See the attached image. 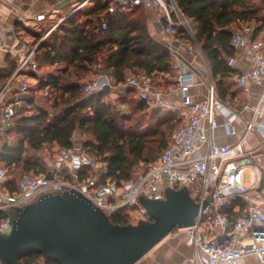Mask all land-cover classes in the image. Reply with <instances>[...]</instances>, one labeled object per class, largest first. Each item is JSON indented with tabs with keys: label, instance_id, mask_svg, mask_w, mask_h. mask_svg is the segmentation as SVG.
Returning <instances> with one entry per match:
<instances>
[{
	"label": "built area",
	"instance_id": "1",
	"mask_svg": "<svg viewBox=\"0 0 264 264\" xmlns=\"http://www.w3.org/2000/svg\"><path fill=\"white\" fill-rule=\"evenodd\" d=\"M112 1L124 11L141 6L150 14L152 23L161 25L174 74V88L167 94L154 89L143 73H131L119 87L131 90L146 106L173 115L177 128L157 160L145 167L136 166L127 181L113 180L108 176L107 164L92 159L81 148L60 150L49 169V179L22 175L14 193L3 187L7 175L0 168V213L6 215L24 208L47 193L74 190L109 219L126 212L138 222L149 220L138 202L140 198L164 200L166 189H184L198 206V212L191 227L173 232L185 233L186 244L193 249L191 264H240L245 258H255L264 264V166L256 162L258 152L264 150V88L254 107L233 106L216 97L210 78L205 96L194 100L190 88L195 81L181 53L194 56L199 46L188 20L173 0H168V4L166 0ZM41 20V16H36L31 22H22L36 31ZM3 31L0 23V34ZM230 47L234 52L243 51L250 64L246 73L233 76L232 81L244 92L250 82L264 85V40H255L252 27L244 25L232 34ZM226 65L234 69L235 58H228ZM101 87L100 82L91 81L83 86L82 92L90 95ZM27 88L15 75L1 86L0 99L12 92L8 100L12 103L7 101L0 108L5 130L10 128L13 106L20 105L19 95ZM169 95H175L176 102L168 100ZM247 113L250 116L245 118ZM221 123L227 127L229 136L237 137L235 142H215L214 134ZM253 139L257 146L246 148ZM8 222L7 217L0 222V233L5 232Z\"/></svg>",
	"mask_w": 264,
	"mask_h": 264
},
{
	"label": "trees",
	"instance_id": "2",
	"mask_svg": "<svg viewBox=\"0 0 264 264\" xmlns=\"http://www.w3.org/2000/svg\"><path fill=\"white\" fill-rule=\"evenodd\" d=\"M173 2L186 20L195 23L194 40L208 63L216 97L223 103L235 104L238 92L231 91L234 83L226 81L233 74L226 60L235 56L230 39L238 30L232 26H250L254 39L260 33L264 38V0ZM146 21L141 6L124 11L112 0H95L86 12L81 9L67 17L39 45L34 58L37 68L53 70L43 77L30 73L29 77L36 81L35 88L28 87L19 95L20 105L13 106L14 115L6 130L13 143L0 147V168L6 175L8 170L18 168L23 172L21 176H47L48 167L26 158V153H37L44 147L52 149V156L63 149L72 150L77 134L84 138L81 149L92 159L105 162L108 176L117 182L131 179L136 166L145 167L157 160L178 126L174 117L138 101L131 90H125L130 98L116 100L128 107L129 114L125 115L117 111L115 102H105L108 94L101 90L90 95L82 92L83 79L88 74L96 75V67L113 87L121 86L128 73L145 74L154 87L158 86L154 84L157 76L172 77L168 50L149 36ZM7 72L0 70V88L10 79L12 71ZM41 91L50 96L52 113L35 101L34 95ZM19 179L6 180L3 187L14 193ZM5 217L0 213V222ZM110 221L119 226L137 223L126 212ZM18 264L57 263L30 253Z\"/></svg>",
	"mask_w": 264,
	"mask_h": 264
},
{
	"label": "water",
	"instance_id": "3",
	"mask_svg": "<svg viewBox=\"0 0 264 264\" xmlns=\"http://www.w3.org/2000/svg\"><path fill=\"white\" fill-rule=\"evenodd\" d=\"M100 90L109 94L110 86L103 84ZM164 196L140 198L149 220L119 226L77 191L41 195L23 209L6 213L0 264H18L30 253L57 264H137L174 230L191 227L197 215L198 206L184 189H166Z\"/></svg>",
	"mask_w": 264,
	"mask_h": 264
},
{
	"label": "crops",
	"instance_id": "4",
	"mask_svg": "<svg viewBox=\"0 0 264 264\" xmlns=\"http://www.w3.org/2000/svg\"><path fill=\"white\" fill-rule=\"evenodd\" d=\"M85 1L75 6V0H0V23L4 26V31L0 34V70L8 71L7 74L12 71L10 78L15 75L22 80V82L32 80L34 83H36V81L29 77L30 73L36 74L37 77H43V75L52 71V68L41 70L37 68L36 61L34 60L35 51L67 17L76 11L83 9L86 5L91 4L89 0L87 2ZM145 12L147 15L146 24L149 36L155 42L164 44L166 40L161 35V25L152 23L150 20V14L147 13V11ZM36 16H41L42 20L37 24V30L32 31L23 24L22 20L31 22ZM188 22L189 26L191 25L190 28L192 29V32H194L195 23L191 20H188ZM243 26V24H237L232 26V29L239 30ZM260 37H263L262 33H260V36H258L255 40H264V38ZM197 52H199L200 57L207 64L209 70V74L207 75H205L201 70L196 54ZM197 52L191 57L187 56L183 51L181 53V56L186 64L190 65V72L192 73L195 81V85L190 88V94L193 96L194 100H200L203 96H205L207 87L210 84V78L215 87V82L212 78L205 57L202 55L200 50H197ZM232 58H235L234 69H232L233 74L226 81L234 83L232 81L233 76L246 73L250 68V64L244 58L243 51L235 52V56ZM25 60H27V62L18 72V68ZM130 74L131 73H128L127 77ZM156 82L158 86L152 87L163 94H167L174 88V74L172 73V77L169 75H159L156 78ZM16 86L17 85L14 83L12 91L15 92V89L17 88ZM110 88L112 87L110 86ZM263 88V84L250 82L248 84V91L244 92L237 86V84L234 83L233 86L230 87V90L234 92L237 91L238 93L237 96H235V104L232 105L254 107L261 92L263 91ZM11 93V91L6 93L4 97H7V100H9ZM4 97H1L0 99V108L3 103L7 102ZM167 99L172 102H176L177 97L175 95H169ZM238 102H240V104ZM120 106L124 107L125 105ZM164 113L174 117L170 113ZM249 116L250 113H247L244 117L247 118ZM214 135L215 142L218 144L232 143L237 139L236 136L231 137L228 135V129L223 123L220 124V127L215 131ZM0 136L2 139L3 136H7L6 130L3 128V124L1 123V118ZM83 139L84 138H82L79 134L75 136L73 143L74 150H78L82 147ZM257 144L256 140H250L249 145L246 148H254ZM2 145H0V147ZM56 155L57 154L53 155L52 160L50 159L49 162H46L48 169L51 168ZM256 162L259 165L264 166V150H260L258 152ZM192 257L193 249L186 244L185 233L183 231L172 232L147 255H145L137 264H191L190 260ZM240 264L261 263H259L255 258H245L240 261Z\"/></svg>",
	"mask_w": 264,
	"mask_h": 264
},
{
	"label": "rangeland",
	"instance_id": "5",
	"mask_svg": "<svg viewBox=\"0 0 264 264\" xmlns=\"http://www.w3.org/2000/svg\"><path fill=\"white\" fill-rule=\"evenodd\" d=\"M85 0H75V6L77 4H80V3H83ZM88 1V0H87ZM85 1V2H87ZM93 1L95 0H89V2H91V4H88L86 5V7H84L82 10L83 12H86L89 8H91V6L93 5ZM191 26V25H190ZM197 54V58H198V62L200 64V67H201V70L202 72L207 75L209 74V70H208V67H207V64L206 62L200 57L199 55V52L196 53ZM95 71H97V74L96 75H90L88 74L84 79H83V82L85 84L91 82V81H98L100 82V85L102 86L103 84H107V83H101V81L105 78L102 74H101V71H100V67H96L95 68ZM106 79V78H105ZM27 87L33 89L35 88L36 86V83H34L32 80H26V82H24ZM109 84V82H108ZM154 84H156V81L154 82ZM153 86V85H152ZM112 88L110 89V92L108 94V96L104 99L105 102H115L116 104V108H117V111H119L121 114H129V109L128 107L125 105L124 107L120 106L121 104H119L116 100L117 98H120V97H123V96H128V98H130L131 96L126 94L125 93V90L119 86L117 87H113L111 86ZM35 93L33 92V95ZM35 97V101L37 102V104L40 106V107H43V108H47V110L52 113L54 110H52L51 106H52V101H50V96L46 93V92H39V93H36L34 95ZM4 99L6 101L7 100V97ZM168 135V132L166 133ZM5 143H8V144H12L13 143V137L11 135H7V136H3V139L2 137L0 136V145L2 144H5ZM26 158H33L35 160H39V162H41L42 164H47L46 162H49L50 159L52 160L53 156H52V149H50L49 147H44L42 148L39 152L37 153H31V152H27L26 153ZM23 172L20 170V169H10L8 170L7 172V180H12V179H19L21 174ZM23 208H19V209H14L12 211H15V210H21Z\"/></svg>",
	"mask_w": 264,
	"mask_h": 264
},
{
	"label": "bare ground",
	"instance_id": "6",
	"mask_svg": "<svg viewBox=\"0 0 264 264\" xmlns=\"http://www.w3.org/2000/svg\"><path fill=\"white\" fill-rule=\"evenodd\" d=\"M199 50H200V48H199ZM109 85V84H108ZM110 86V85H109ZM111 89V88H110Z\"/></svg>",
	"mask_w": 264,
	"mask_h": 264
}]
</instances>
